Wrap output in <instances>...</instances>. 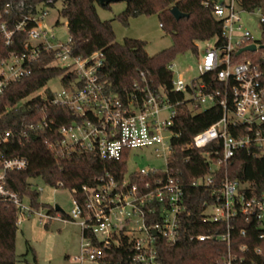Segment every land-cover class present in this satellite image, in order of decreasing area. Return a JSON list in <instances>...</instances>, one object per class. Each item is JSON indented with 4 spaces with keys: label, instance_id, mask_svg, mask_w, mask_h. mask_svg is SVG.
Listing matches in <instances>:
<instances>
[{
    "label": "built area",
    "instance_id": "built-area-1",
    "mask_svg": "<svg viewBox=\"0 0 264 264\" xmlns=\"http://www.w3.org/2000/svg\"><path fill=\"white\" fill-rule=\"evenodd\" d=\"M242 1H205L221 24L222 38L204 42L198 77L188 82L183 76L173 79L172 92L183 94L184 100L172 102L166 90L151 87L144 74L143 86L135 84L131 93L121 96L111 92L100 81L102 55L73 56L72 39L61 43L53 33L59 21L48 26L50 10L60 3L64 6V0H0V19L9 17L0 26L6 44L12 45L17 33L28 35L27 52L0 64V101L6 86L29 78L31 65L44 54L54 57L52 66L70 75L65 84L60 80V91L49 89L51 97L46 92L39 94L44 99L42 111L66 107L73 116L70 124L54 128L53 120L44 119L37 124L23 123L18 131L0 127V203L14 206L17 226L33 214L40 220H52L56 215L36 212L29 200L8 187V174L27 170L29 161L19 156L5 159L3 146L27 142L30 131L48 128L46 144L56 157L85 152L104 162L119 163L127 160L131 150L147 149L165 161L163 170L142 169L130 175L125 172L118 178L112 173L102 175L95 187L83 188V203L73 198V209L66 219L82 229L80 254L75 258L80 264H113L109 252L121 246L122 237L132 247L130 264H161L158 246L162 242L176 244L182 220L190 215L183 173L169 166L174 153L172 142L181 135L175 129L176 120L202 108L219 106L222 118L197 133L182 150L211 148L204 153L210 174L195 179L192 187L211 189L214 199L203 204L201 221L218 225L225 233L192 235L190 240H220L230 246L231 232L240 222L260 226L263 232L259 238L264 243V190L256 194L253 183L232 179L227 172L239 152L264 158V49H260L264 45L244 28L241 18L245 13L256 15L263 36L264 9L247 11ZM251 45L257 46L255 52L239 54ZM169 69L172 71V65ZM221 170L224 174L218 182ZM263 251L262 247L256 250L257 254ZM234 262L230 256L226 264Z\"/></svg>",
    "mask_w": 264,
    "mask_h": 264
},
{
    "label": "trees",
    "instance_id": "trees-1",
    "mask_svg": "<svg viewBox=\"0 0 264 264\" xmlns=\"http://www.w3.org/2000/svg\"><path fill=\"white\" fill-rule=\"evenodd\" d=\"M205 1L132 0L126 4L125 11L117 16L123 26L128 27L130 21L139 16H157L161 28L172 38L170 49L153 57L147 54V43L142 40L126 38L123 43L117 42L112 21H102L98 15L99 0H64L60 18L67 23L73 43V56L87 58L95 53L102 55L100 81L111 92L121 96L131 93L135 84L143 86L141 74H144L151 87L164 88L170 100L176 102L184 100V95L172 92L173 73L169 66L181 54H198V43L222 38L221 24L214 18L211 9L205 6ZM242 6L247 11L264 9V0H243ZM175 7L188 17L176 20L171 13ZM104 8L108 9L109 6ZM8 21L9 17L3 16L0 26ZM27 40V34L17 33L14 35L13 44L7 45L0 32V64L11 57L26 53ZM260 44L264 45V34ZM53 61L52 55H42L31 65L32 74L29 78L6 86L0 101L2 129L12 128L18 131L23 123L37 124L44 119L47 122L53 120L54 128L72 122V113L66 107L55 106L41 110L44 107V99L38 92L55 79H60L64 84L70 80V75L65 69L51 65ZM262 71L264 72V64ZM46 94L52 96L49 89ZM222 115V109L215 106L195 114L187 113L176 120L175 129L181 132V135L172 142L174 153L169 166L183 173L182 183L190 215L182 220L181 233L176 244L162 242L158 246L161 264H226L230 256L235 258L234 264H264V251L262 254L256 252L260 247L264 249V243L259 238L263 230L256 223L242 225L238 222L231 232L230 246L226 241L220 240H190L192 235L225 233L224 228L201 221L203 204L214 199L211 189L192 187L195 179L210 174V165L205 160L204 153L211 148L182 150L191 143L197 133L217 123ZM49 136L48 128L30 131L27 142H16L1 148L5 159L19 156L29 161L27 170L8 174V187L29 200L34 209H39L42 204L41 193L34 189L32 180L41 179L48 187L68 190L75 200L83 203L84 187H95L97 178L106 173H112L118 178L127 172L125 159L119 163L104 162L96 155L85 152H74L64 158L56 157L46 144ZM227 172L232 179L253 183L256 194L264 190L263 157L248 156L246 152H239L230 162ZM223 174L221 170L217 177L218 182ZM49 213L56 215L54 210ZM17 233L14 206L0 203V264H17ZM109 254L113 264H130L132 247L127 239L122 237L121 246L111 249Z\"/></svg>",
    "mask_w": 264,
    "mask_h": 264
},
{
    "label": "rangeland",
    "instance_id": "rangeland-1",
    "mask_svg": "<svg viewBox=\"0 0 264 264\" xmlns=\"http://www.w3.org/2000/svg\"><path fill=\"white\" fill-rule=\"evenodd\" d=\"M125 2L116 3L108 9L97 5V11L102 21H112V26L116 34L118 43H123L124 39H137L147 43L146 52L153 57L161 52L167 51L172 46V38L161 28L157 16H139L130 21L128 27L123 26L117 16L126 9ZM63 4H58L50 10V17L47 19L49 27L59 21V25L54 26L53 33L58 41L67 43L69 31L64 19L59 18V12ZM244 28L249 29L254 39H262V29L259 18L256 15H241ZM198 54L186 52L177 56L172 63L173 79L178 80L181 76L188 82L199 76L198 62L202 59V53L206 48L204 43H198ZM63 85L60 79L51 81L47 87L40 90L38 94L44 95L45 90L60 91ZM205 110L202 108L201 111ZM127 174L136 173L142 169L165 168V161L157 159L156 156L147 149L131 150L127 161ZM34 189L40 191V203L42 207L36 212L47 215L56 206L62 209V213H57L52 220H46L33 214L31 218L25 219L18 226L16 238V259L17 264H80L75 258L80 254L82 241V229L76 224L66 219L73 209V196L71 192L63 189L48 187L41 179L32 180ZM46 225H48L46 227Z\"/></svg>",
    "mask_w": 264,
    "mask_h": 264
},
{
    "label": "water",
    "instance_id": "water-1",
    "mask_svg": "<svg viewBox=\"0 0 264 264\" xmlns=\"http://www.w3.org/2000/svg\"><path fill=\"white\" fill-rule=\"evenodd\" d=\"M132 0H99V5L101 7H107V6H110L112 4H116V3H122V2H125V3H128V2H131ZM172 15L174 16V18L176 20H181L185 17H188L184 14H182L177 7L173 8L172 11H171ZM260 49H264V46H261ZM257 50V46L256 45H251L249 47H246L242 50H240L239 54H242L244 52H255ZM56 211L57 212H63L62 209L59 207V206H56L55 207Z\"/></svg>",
    "mask_w": 264,
    "mask_h": 264
}]
</instances>
